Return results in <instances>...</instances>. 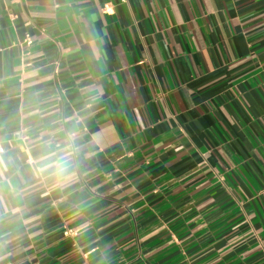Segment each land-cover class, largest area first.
<instances>
[{
  "label": "crops",
  "instance_id": "0c3cea01",
  "mask_svg": "<svg viewBox=\"0 0 264 264\" xmlns=\"http://www.w3.org/2000/svg\"><path fill=\"white\" fill-rule=\"evenodd\" d=\"M0 264H264V0H0Z\"/></svg>",
  "mask_w": 264,
  "mask_h": 264
},
{
  "label": "clouds",
  "instance_id": "9594fccd",
  "mask_svg": "<svg viewBox=\"0 0 264 264\" xmlns=\"http://www.w3.org/2000/svg\"><path fill=\"white\" fill-rule=\"evenodd\" d=\"M39 167L43 168L44 170L52 169L54 170V173H58L63 170V166L60 161H47V160H42L36 162Z\"/></svg>",
  "mask_w": 264,
  "mask_h": 264
}]
</instances>
